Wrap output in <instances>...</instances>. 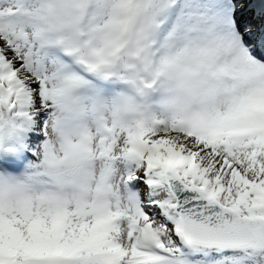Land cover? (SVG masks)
I'll return each mask as SVG.
<instances>
[{
    "label": "snow or ice",
    "instance_id": "6c2138e0",
    "mask_svg": "<svg viewBox=\"0 0 264 264\" xmlns=\"http://www.w3.org/2000/svg\"><path fill=\"white\" fill-rule=\"evenodd\" d=\"M0 264H264V0H0Z\"/></svg>",
    "mask_w": 264,
    "mask_h": 264
}]
</instances>
